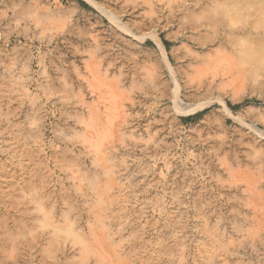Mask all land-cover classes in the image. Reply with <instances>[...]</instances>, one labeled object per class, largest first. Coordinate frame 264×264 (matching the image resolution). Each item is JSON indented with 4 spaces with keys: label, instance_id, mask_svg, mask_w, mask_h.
Masks as SVG:
<instances>
[{
    "label": "rangeland",
    "instance_id": "rangeland-1",
    "mask_svg": "<svg viewBox=\"0 0 264 264\" xmlns=\"http://www.w3.org/2000/svg\"><path fill=\"white\" fill-rule=\"evenodd\" d=\"M82 1L0 0V264H264V0Z\"/></svg>",
    "mask_w": 264,
    "mask_h": 264
},
{
    "label": "trees",
    "instance_id": "trees-1",
    "mask_svg": "<svg viewBox=\"0 0 264 264\" xmlns=\"http://www.w3.org/2000/svg\"><path fill=\"white\" fill-rule=\"evenodd\" d=\"M83 5H86L85 2H83L82 0H79ZM193 117H189L188 119H191ZM187 120V119H186Z\"/></svg>",
    "mask_w": 264,
    "mask_h": 264
},
{
    "label": "bare ground",
    "instance_id": "bare-ground-1",
    "mask_svg": "<svg viewBox=\"0 0 264 264\" xmlns=\"http://www.w3.org/2000/svg\"><path fill=\"white\" fill-rule=\"evenodd\" d=\"M189 112V111H188Z\"/></svg>",
    "mask_w": 264,
    "mask_h": 264
}]
</instances>
